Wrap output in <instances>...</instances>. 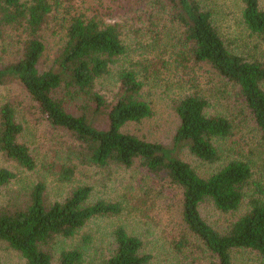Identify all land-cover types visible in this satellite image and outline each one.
<instances>
[{
	"label": "trees",
	"instance_id": "obj_1",
	"mask_svg": "<svg viewBox=\"0 0 264 264\" xmlns=\"http://www.w3.org/2000/svg\"><path fill=\"white\" fill-rule=\"evenodd\" d=\"M62 1L69 16L66 41L53 64L42 69L46 46L41 32L55 4L52 0H0V42L17 47L15 57L0 66V87L21 85L42 117L71 135V156L80 164L129 169L138 163L164 186L177 191L186 233L176 242L181 250L193 247V253L204 255L201 264H234L233 252L240 250L264 264V182L256 179L252 157L234 148V122L222 113H212L210 100L195 80H189L190 90L174 105L179 125L171 145L124 132L127 124L140 123L154 114L142 95L145 67L132 64L126 68L123 64L129 58V47L121 23L110 22L112 17H104L100 9L91 15L79 11L77 0ZM124 1L131 3L123 10L146 3ZM261 2L242 0L241 19L247 31L264 38ZM151 3L180 30L183 62L208 65L237 89L264 140V59L230 49L215 24L209 0ZM108 78L118 83L109 99L98 91ZM23 131L15 107L3 104L0 154L18 167L34 171L35 157L20 141ZM186 150L201 162L218 163V168L208 176L200 175L181 157ZM72 174L68 168L61 173L67 180ZM17 178L12 170L0 168V195ZM92 193V187L82 185L63 201L49 203L46 186L37 184L27 201L0 209V241L22 254L27 264H54L50 245L56 238H75L91 220L125 211L120 202L91 203ZM209 201L222 213L235 212L248 201V211L220 232L201 214V206ZM112 235L113 249L97 264H151L153 258L144 251L142 239L123 225ZM87 257L85 248L63 250L58 264H82Z\"/></svg>",
	"mask_w": 264,
	"mask_h": 264
},
{
	"label": "rangeland",
	"instance_id": "obj_2",
	"mask_svg": "<svg viewBox=\"0 0 264 264\" xmlns=\"http://www.w3.org/2000/svg\"><path fill=\"white\" fill-rule=\"evenodd\" d=\"M144 1L145 4L127 6L125 10L123 7L131 2L76 1L79 11L91 15L95 9H100L98 12L104 17H112L110 22L121 23L124 41L129 47V58L126 57L123 64H126V68L132 64L145 67L141 73L145 84L142 95L151 104L154 114L140 123L127 124L124 132L149 142L171 145L179 125L175 102L190 90L188 81L195 80L199 90L210 100L211 112L222 113L234 122L231 142L236 151L252 157L256 179L264 182V140L239 99L237 89L210 66L183 62L180 30L166 21L164 14L155 10L151 3L153 0H135ZM52 2L56 8L41 32L46 46L42 69L53 64L66 41L69 16L62 0ZM209 4L214 12L215 24L230 49L244 56L264 59V38L251 34L243 26L242 0H209ZM261 7L264 9V0ZM16 52L17 47L4 45L1 41L0 66L9 63ZM117 87L118 83L108 78L99 84L98 91L109 99ZM5 103H11L17 111L18 121L24 128L20 141L30 148L36 169L27 171L0 154V168H8L18 175L17 180L4 188L0 195V209L12 208L27 201L39 183L46 186L49 203L63 201L75 188L87 185L93 188L91 203L120 202L125 209L119 216L91 220L75 238H56L50 245L54 264H58L63 250L78 247L85 248L88 254L82 264H97L113 249L112 233L119 225L142 239L144 251L153 258L151 264H201L204 261V255L192 252L193 247L178 248L177 242L186 231L181 216V196L177 191L164 186L138 163L129 169L116 166L103 169L80 164L75 156H71V135L51 126L21 85L9 83L0 87V107ZM181 157L202 176L210 175L219 165L201 162L187 150L183 151ZM66 168L73 170L69 180L61 175ZM200 210L209 225L224 232L248 211V201L231 213H222L210 201L203 204ZM233 260L234 264H258L256 256L244 250L234 251ZM0 264H27V260L0 241Z\"/></svg>",
	"mask_w": 264,
	"mask_h": 264
}]
</instances>
